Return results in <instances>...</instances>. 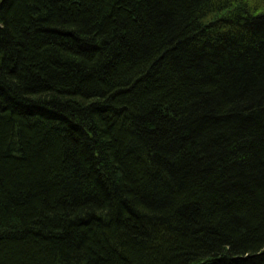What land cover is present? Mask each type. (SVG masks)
<instances>
[{"label": "trees", "instance_id": "16d2710c", "mask_svg": "<svg viewBox=\"0 0 264 264\" xmlns=\"http://www.w3.org/2000/svg\"><path fill=\"white\" fill-rule=\"evenodd\" d=\"M0 264H264V0H0Z\"/></svg>", "mask_w": 264, "mask_h": 264}]
</instances>
